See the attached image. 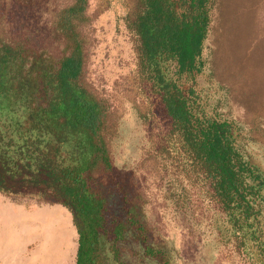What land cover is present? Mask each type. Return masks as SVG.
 I'll list each match as a JSON object with an SVG mask.
<instances>
[{
  "label": "trees",
  "instance_id": "obj_1",
  "mask_svg": "<svg viewBox=\"0 0 264 264\" xmlns=\"http://www.w3.org/2000/svg\"><path fill=\"white\" fill-rule=\"evenodd\" d=\"M19 1L35 7L47 0ZM214 2L127 0L125 24L142 84L168 122L155 158L180 185L175 204L185 208L193 196L215 204L236 248L252 242L263 255L264 177L245 158L236 127L208 116L194 87ZM87 4L77 0L57 14L55 40L66 49L60 57L37 54L0 26V192L68 209L76 264H109L110 256L125 264L120 255L131 230L145 258L170 264L142 218V196L114 164L106 103L80 83ZM111 193L124 198L116 214Z\"/></svg>",
  "mask_w": 264,
  "mask_h": 264
},
{
  "label": "rangeland",
  "instance_id": "obj_2",
  "mask_svg": "<svg viewBox=\"0 0 264 264\" xmlns=\"http://www.w3.org/2000/svg\"><path fill=\"white\" fill-rule=\"evenodd\" d=\"M76 1L47 0L27 7L19 0H0L3 34L37 54L60 57L66 49L62 41L55 40L57 14ZM128 11L127 0H88V20L79 28L85 49L80 83L106 103L114 134V164L128 178L130 188L142 196V218L149 224L153 242L167 253L170 264H264L257 244L249 242L247 249H238L230 241L231 230L215 204L195 196L185 208L175 204L180 185H172L174 175L167 174L162 159L155 158L168 122L142 84L131 36L125 39L128 55L120 58L106 45L107 32L98 23L102 15L114 12L118 20L114 33L120 36L124 33L120 21L125 23ZM203 60L204 70L194 83L200 105L208 116L236 127L245 158L264 177V0H215ZM109 197L115 198L113 214L119 213L124 198L113 193ZM21 203L41 210L35 214V235L46 257L43 263L38 256L41 259L31 258L26 264H70L75 241L72 230L78 233L69 210L30 198H21ZM262 228L264 232V216ZM122 246L120 260L125 264H159L145 258L133 230ZM38 248L36 242L30 252ZM108 263L116 264L113 256Z\"/></svg>",
  "mask_w": 264,
  "mask_h": 264
},
{
  "label": "crops",
  "instance_id": "obj_3",
  "mask_svg": "<svg viewBox=\"0 0 264 264\" xmlns=\"http://www.w3.org/2000/svg\"><path fill=\"white\" fill-rule=\"evenodd\" d=\"M120 22L119 28L121 27L124 33L122 32L123 34L119 36L114 33L118 25L114 12L102 15L98 21L99 26L107 32L106 35L104 34V37L107 38L106 45L109 46L110 50L113 49L114 54L119 53L120 58H124L128 55L125 39H127L129 32L126 24L123 21ZM118 44H121V46H118ZM39 211L27 206L25 203L22 204L21 198L0 192V264H26L32 261L31 258L41 259L40 257H42L40 262L43 263L46 260L41 250V240L35 235L34 219L35 214ZM72 231L75 241L70 264H76L78 234L76 235L75 230ZM36 242L39 243V248L31 253L30 246Z\"/></svg>",
  "mask_w": 264,
  "mask_h": 264
},
{
  "label": "bare ground",
  "instance_id": "obj_4",
  "mask_svg": "<svg viewBox=\"0 0 264 264\" xmlns=\"http://www.w3.org/2000/svg\"><path fill=\"white\" fill-rule=\"evenodd\" d=\"M57 217H58V216H57ZM57 217H56V218H57ZM57 219H58V218H57ZM59 219H60V217H59ZM54 221H55V220H54ZM65 227H66V226H65ZM59 233H60V232H59ZM56 234H58V233H56ZM68 241H69V240H68ZM43 253H44V252H43Z\"/></svg>",
  "mask_w": 264,
  "mask_h": 264
}]
</instances>
